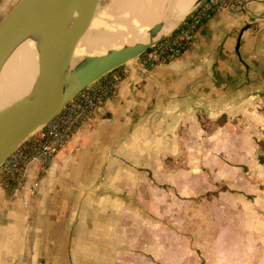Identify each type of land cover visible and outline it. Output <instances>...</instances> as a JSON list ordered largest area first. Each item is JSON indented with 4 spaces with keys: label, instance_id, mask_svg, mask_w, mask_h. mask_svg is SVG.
Instances as JSON below:
<instances>
[{
    "label": "crops",
    "instance_id": "0c3cea01",
    "mask_svg": "<svg viewBox=\"0 0 264 264\" xmlns=\"http://www.w3.org/2000/svg\"><path fill=\"white\" fill-rule=\"evenodd\" d=\"M245 2L180 57L120 66L45 170L0 185V264H264V0Z\"/></svg>",
    "mask_w": 264,
    "mask_h": 264
},
{
    "label": "water",
    "instance_id": "95a60500",
    "mask_svg": "<svg viewBox=\"0 0 264 264\" xmlns=\"http://www.w3.org/2000/svg\"><path fill=\"white\" fill-rule=\"evenodd\" d=\"M98 1L18 0L0 19V49L17 39L39 19L50 16L54 21L37 59L42 91H38L30 100L13 101L0 109V166L18 144L34 130L48 123L76 93L104 74L135 59L162 38L150 44H136L109 55L95 57L73 72L63 87L67 51L85 32ZM200 1L193 2L190 10L170 32L186 19ZM79 5H82L81 13L77 17H71ZM155 29L156 26L151 30Z\"/></svg>",
    "mask_w": 264,
    "mask_h": 264
},
{
    "label": "bare ground",
    "instance_id": "6f19581e",
    "mask_svg": "<svg viewBox=\"0 0 264 264\" xmlns=\"http://www.w3.org/2000/svg\"><path fill=\"white\" fill-rule=\"evenodd\" d=\"M191 3L192 0H111L104 12L96 13L95 8L85 32L67 51L63 87L69 81L68 71L78 60H83L85 65L95 57L156 41L175 27ZM81 11L79 5L71 17H77ZM53 23L50 16H45L0 49V107L30 100L42 91L37 59Z\"/></svg>",
    "mask_w": 264,
    "mask_h": 264
},
{
    "label": "built area",
    "instance_id": "2783aa9c",
    "mask_svg": "<svg viewBox=\"0 0 264 264\" xmlns=\"http://www.w3.org/2000/svg\"><path fill=\"white\" fill-rule=\"evenodd\" d=\"M245 4V0H201L177 28L135 59L143 67L153 69L180 57L210 16L220 12L237 15L245 9ZM122 79L123 73L118 67L69 99L48 123L34 130L7 156L0 166V185L13 195L23 185L29 165L45 170L71 134L82 122L91 119L93 111L113 94Z\"/></svg>",
    "mask_w": 264,
    "mask_h": 264
},
{
    "label": "rangeland",
    "instance_id": "374dc122",
    "mask_svg": "<svg viewBox=\"0 0 264 264\" xmlns=\"http://www.w3.org/2000/svg\"><path fill=\"white\" fill-rule=\"evenodd\" d=\"M17 1L18 0H0V19H2L8 13V11L15 5ZM110 2L111 0H99L96 6V13L104 12L106 10V7L109 6ZM98 23L99 20L97 21V24ZM96 53L97 51L95 52V54ZM82 65H83V60H78L77 64L68 71V78H70L73 72H75L77 69L82 67ZM2 107L4 106H1L0 109Z\"/></svg>",
    "mask_w": 264,
    "mask_h": 264
},
{
    "label": "trees",
    "instance_id": "16d2710c",
    "mask_svg": "<svg viewBox=\"0 0 264 264\" xmlns=\"http://www.w3.org/2000/svg\"><path fill=\"white\" fill-rule=\"evenodd\" d=\"M262 138L256 141V157L259 163H264V129L262 131Z\"/></svg>",
    "mask_w": 264,
    "mask_h": 264
}]
</instances>
